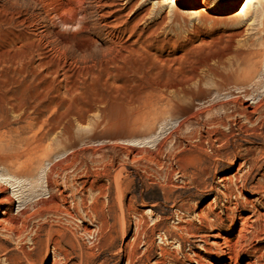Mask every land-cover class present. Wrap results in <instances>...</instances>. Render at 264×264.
I'll list each match as a JSON object with an SVG mask.
<instances>
[{
  "label": "rangeland",
  "instance_id": "1",
  "mask_svg": "<svg viewBox=\"0 0 264 264\" xmlns=\"http://www.w3.org/2000/svg\"><path fill=\"white\" fill-rule=\"evenodd\" d=\"M94 1L0 0V182L14 183L12 214L26 207L13 232L0 205V264H26L24 254L36 264H129V252L130 264H193L185 255L194 253L221 262L207 253L213 238L190 237L179 217L196 231V214L210 211L228 226L221 179L247 175L249 189H264V119L208 120L224 115L222 103L239 110L232 102L243 90L264 95V0L240 16L245 0H105L118 10L112 35ZM62 17L81 24L63 26ZM212 131L223 140L215 162ZM25 165L33 172L19 177ZM47 174L58 185L49 188ZM237 187L228 214L240 212L236 202H254L260 216L247 237L264 256V204ZM56 189L73 195L70 204L50 201ZM257 225L262 233L252 238ZM240 227L221 231L234 237ZM48 228L65 229L74 247L47 249ZM253 260L241 253L238 264Z\"/></svg>",
  "mask_w": 264,
  "mask_h": 264
},
{
  "label": "bare ground",
  "instance_id": "2",
  "mask_svg": "<svg viewBox=\"0 0 264 264\" xmlns=\"http://www.w3.org/2000/svg\"><path fill=\"white\" fill-rule=\"evenodd\" d=\"M69 3L71 1H75L76 3H81L82 0H67ZM257 0H245L244 2H242L240 4L239 7H241V9L239 10V12L236 14L238 16H240L241 14H244L246 12V10L249 8L250 5H252L253 3H255ZM95 5L97 8H100L99 10V17L102 19L101 23L102 26H104L107 29V33L109 35L113 34L114 29L116 28V14H117V9L115 10V7H111L110 8V2L109 1H105V0H95ZM179 3V0H170V6H177V4ZM182 5L184 6H193V3L190 1H184L181 2ZM242 5V6H241ZM106 6L108 8H106ZM105 7V8H104ZM60 23L63 26L66 27H72V26H76V25H80L81 21L78 20L77 18L69 20L66 19L64 17L60 18ZM257 46L259 47L257 54L259 56H261L262 54H264V15L261 18V20L259 21V30L257 31ZM51 44H54L56 49H60L62 47V44L59 42H48ZM34 50H38V46L34 47ZM244 84L242 83L241 86H243ZM240 89H244L243 87H241ZM252 100V103H249V101ZM234 105L238 104L240 105L241 108H239V110L235 109V106L230 108L228 106V103H222L220 105V109L224 110V115H214L210 113V117H209V125H226L224 124V118H227V120H231L232 118H235V116L240 115L241 117H244L246 120L250 121L252 115H256L255 117V121H263L264 119V95L260 98H256L254 95H251L249 92H247L246 90L241 91V94L239 95V98H237L236 100H234L232 102ZM215 109V106H211L210 109L207 111L210 112L212 110ZM231 113H230V112ZM209 114V113H208ZM234 122V120H232ZM238 128L240 130L245 129L246 130V126L243 124H240L238 126ZM215 134V132H207V140L208 143H210V147L213 148L214 151V162L218 159V154L220 152V150L223 149L222 145L220 144V142L223 140H217L215 138H213V135ZM224 139H228L229 136H226L225 134H222ZM218 143V146L214 145V142ZM4 161V159H2ZM1 160V161H2ZM240 166H242L240 164ZM252 165L249 164V168ZM24 173L19 177L22 178H28L31 176L32 172H33V168L31 165H25L24 167ZM250 170V169H248ZM53 171V169L51 170ZM181 174H185L184 170L182 168H180ZM248 172V171H247ZM249 173V172H248ZM242 175H238V174H234L233 177H235L234 180H237L238 183L241 184V189L239 190L240 193H247V195L250 196H255L257 197L256 200L254 201H258L262 202L264 204V189L263 188H256L255 186H253V188L249 189L248 185H247V181H246V176L241 177ZM46 178L48 180V187L52 188V185H58L57 181L52 182L50 179V175L47 174ZM233 178L230 177H225L221 179V187L223 189V191H221V194L224 195L225 201L226 203H228V205L225 207V215L228 219V221L230 222L228 226L223 224V219L222 216L219 214H215L213 212L210 211H204L201 210L200 212H198L196 214V218L198 221V225L199 227L196 228V231H193V225L189 222V220L185 217H179L180 222L182 223L181 226L179 227L180 230L185 231L190 237H194L197 238L199 240H201L202 242L204 241V238L209 236L213 238V241L209 244L212 249H208L207 253L209 254V258L213 261H221V262H216L215 264H238L241 253H250L253 257L254 260L251 262H245L244 264H262L261 262L264 261V256L263 254L257 255L256 253L259 251V249L255 248L254 245H251V240L247 237L248 235V231L247 228L252 227L249 224L250 223H257L259 221V214L257 212V207L254 204V202L249 201V200H245L240 202L239 204L236 202L234 204L235 210L237 211L238 208L240 209V212L238 211L236 214L232 211L230 212V214H228L229 211H231L232 209L229 206V203L231 201V188L232 186L237 187L238 183L235 182L234 180H232ZM14 183H11L10 181H6V182H0V194L1 193H6L7 189L10 187H13ZM238 188V187H237ZM118 190V187H117ZM15 194L11 195H7V193L3 196L0 197V205H4V209L2 210L1 214L3 215V219L7 220L10 222V227L11 230L13 232H17V228L19 225V220L21 215H23L26 211V207H23L21 210H19V212L17 213V215L12 214V208L14 206V201H16L15 199ZM57 199V201H59V203H57V207L60 209V205H66V204H70V200H73V195L72 194H65V190H59L56 189V194H52L51 195V200L53 203H55V200ZM68 199H70L68 201ZM47 202H43V201H39L37 204H46ZM73 211L76 212V208L77 205L76 204H72L70 207ZM184 205L179 206V210L183 211ZM231 209V210H230ZM249 211L250 214L248 215H243L241 211ZM62 210V209H61ZM39 213V212H38ZM67 213V211H66ZM69 214V213H67ZM241 221V227L238 230V233L234 236V237H230L232 236L231 232L234 229L235 224ZM104 224L101 223L98 226L97 230H94V232L96 233H101L102 229H103ZM224 227L228 228L229 232H223L221 231V229H224ZM205 229V230H204ZM262 228H260L259 225L256 226V228L254 229V234L252 233L251 236L252 238H257L259 236V234L262 233ZM49 234H53V236H50L49 239H47L46 242V248L48 249L49 247V242L52 244V248H53V252H60L61 250V245L62 244H70V247H74V243L75 242V238L72 239L70 237H68L66 235L65 229L60 228V229H53V228H48L46 230ZM205 233H201V232ZM90 231L88 232V234H92ZM35 240V239H34ZM32 243H36L35 241ZM150 249V245H148L146 247V251H149ZM78 250L81 254V256H83V250H80V248L78 247ZM64 252V251H63ZM164 253V251L161 249L160 253L158 255L162 256ZM79 254V256H80ZM127 263H132V260L134 258V254L133 252H129L127 253ZM194 257L188 258V256L185 255V257H187L188 261L190 263L193 264H204L207 261V258H203V256L201 257L198 254L194 253ZM24 260L26 264H36L34 260H32L30 258L29 254H24ZM155 264H162V260L160 259H156ZM78 264H87V261L82 258L81 260H79Z\"/></svg>",
  "mask_w": 264,
  "mask_h": 264
}]
</instances>
